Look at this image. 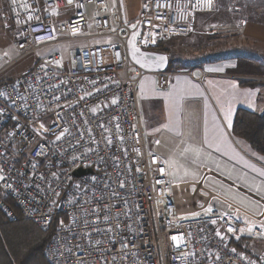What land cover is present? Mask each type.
Masks as SVG:
<instances>
[{
    "label": "built area",
    "instance_id": "1",
    "mask_svg": "<svg viewBox=\"0 0 264 264\" xmlns=\"http://www.w3.org/2000/svg\"><path fill=\"white\" fill-rule=\"evenodd\" d=\"M0 7L17 53H0L1 72L36 59L0 86V191L24 220L53 229L44 248L48 264H264L263 254L232 245L237 236L264 243V199L208 167L196 181L172 182L166 160L148 149L140 120L139 81L152 73L166 91L170 74L133 61L132 35L138 33L139 51L189 36L198 15L217 11L216 0H144L131 23L121 0H0ZM63 42L78 45L69 56H40ZM195 72L187 75L197 80ZM78 169L91 172L75 176ZM207 178L253 198L262 212L206 188ZM0 208L17 220L1 198Z\"/></svg>",
    "mask_w": 264,
    "mask_h": 264
},
{
    "label": "crops",
    "instance_id": "2",
    "mask_svg": "<svg viewBox=\"0 0 264 264\" xmlns=\"http://www.w3.org/2000/svg\"><path fill=\"white\" fill-rule=\"evenodd\" d=\"M216 1L217 11L198 15L191 35L170 40L160 48L139 51L135 56L131 50L133 61L142 69L170 74L166 91L157 89L152 73L141 78L136 89L138 109L143 120L162 134L166 146H173L178 158L196 167L200 175L201 168L208 167L264 199V156L231 133L238 109L258 114L264 111V57L255 52L256 59L263 61L259 63L234 53L253 52V47L264 49V0ZM143 2L121 0L126 22L138 17ZM33 67L34 63L18 75ZM192 70L199 79L187 75ZM157 154L168 166L172 157ZM224 186L259 213L229 201L252 214L262 212L263 207L253 198ZM215 204L227 209L220 202Z\"/></svg>",
    "mask_w": 264,
    "mask_h": 264
},
{
    "label": "rangeland",
    "instance_id": "3",
    "mask_svg": "<svg viewBox=\"0 0 264 264\" xmlns=\"http://www.w3.org/2000/svg\"><path fill=\"white\" fill-rule=\"evenodd\" d=\"M3 14H4V7H0V53H6L9 55L11 59H14L15 57H17V53L13 48V41L16 38L11 31L6 30L4 28L5 21L4 18L2 17ZM89 33L90 35L93 34L92 29H90ZM77 45L78 44H73L71 42H63L58 45L50 46L42 50L39 54L40 56H44L50 53L60 52L66 56H69L71 52H73L76 49ZM253 48H254L253 52L250 50H244V51H236L234 53L237 54L238 56L244 55V56L252 57L254 61L258 60L256 59L257 58L256 53L264 57L263 48L260 47H253ZM223 52H224L223 55H225V50H223ZM35 61L36 59L33 56H27L20 59L10 69H8L6 72H3L4 74L0 73V75L3 74L2 76H0V80H3L6 77L19 76L18 74L22 70L31 66ZM258 61L259 63L263 62L261 60ZM2 66L3 65L1 64L0 67ZM140 114H141V110H140ZM140 120L144 132L145 143L148 149H151L155 152H160L166 158H168V156L172 157L171 161H169L168 163L169 177L171 181L177 183V182L189 181L192 179L198 180L200 178V171L193 165H189L185 163L183 160L179 159L178 158L179 154H177V152L174 151L173 146L171 145L166 146L167 144H165V138L162 136V134L159 135L158 129L153 128L151 123L150 125L146 123V121L143 120L141 115H140ZM154 141H159V144L154 145L153 144ZM204 185L206 188L210 189L211 191L223 196L228 200H231L232 202L240 205L241 207L246 208L254 213H259V210L256 207H253V205H249L248 203H246L245 200H241L240 198H237L232 192L229 193L227 188H225L224 186L225 184L216 181L214 178H207L204 182ZM0 198L3 201H5L7 197H5L0 191ZM0 212L5 216L1 208H0ZM240 240L242 241V246L245 248L246 251L250 253V255L251 254L253 256H259L260 254L264 255V243H262L261 241L251 238H239L238 241Z\"/></svg>",
    "mask_w": 264,
    "mask_h": 264
},
{
    "label": "trees",
    "instance_id": "4",
    "mask_svg": "<svg viewBox=\"0 0 264 264\" xmlns=\"http://www.w3.org/2000/svg\"><path fill=\"white\" fill-rule=\"evenodd\" d=\"M160 47L161 44L156 48ZM4 82L0 81V86ZM231 133L245 140L256 153L264 156V111L258 114L238 109ZM5 201L18 218L11 221L0 212V264H48L44 248L51 239L53 229L47 232L39 230L20 216L12 201L7 198ZM232 245L246 251L241 240L233 241ZM246 253L250 255L248 251Z\"/></svg>",
    "mask_w": 264,
    "mask_h": 264
},
{
    "label": "snow or ice",
    "instance_id": "5",
    "mask_svg": "<svg viewBox=\"0 0 264 264\" xmlns=\"http://www.w3.org/2000/svg\"><path fill=\"white\" fill-rule=\"evenodd\" d=\"M71 2H72V0H68V3H71ZM13 3H15V0H13ZM210 3H211V0H209V4H210ZM52 14L55 15V14H57V13H56L55 11H53ZM28 18H29V19H32L31 16H29ZM133 27H135V26L133 25ZM74 31H75V29H74ZM137 35H138V33H134V34L132 35V37H131V40L129 41V43L131 44V46H132V48H133V55H134V56L136 55V53L139 52V48L136 47V43H135V42H136V39H137ZM152 35H153V37L155 36V34H152ZM144 42L147 43V39H145ZM159 59H160V60H163L164 58H163V57H160ZM137 63H141V61H140V60H137ZM141 66L144 67L145 65H144L143 63H141ZM112 103L115 104V103H116V100H113ZM93 112H95V109H93ZM41 127H43V125H41ZM65 131H67V130L65 129ZM63 135H64V133L62 132L60 135H57L56 139H57V140H60L61 137H62ZM109 143H111V140H110V139H109ZM156 143L159 144V141H156ZM197 151H199V150H197ZM160 171L163 172L164 169H160ZM262 175H264V174H262ZM3 179H4V177H3V176H0V180H3ZM206 212L209 213V214H211V213L213 212V208H212L211 206H209V207L206 209ZM197 215H198V214H197ZM211 223H212V224H215L216 221L213 220V221H211ZM247 230H248L249 233H252L253 228H252V227H249ZM227 231H228V232H233L234 229H233L232 227H228ZM241 231H243V230H241ZM216 235H217L218 237H220L221 239H225V237L220 233L219 230L216 231ZM172 239H173V241H177V237H175V236H173ZM237 239H239L238 236H237ZM177 246H179V243H177ZM232 252L235 253L236 250H235V249H232ZM241 258H243V257H241Z\"/></svg>",
    "mask_w": 264,
    "mask_h": 264
},
{
    "label": "water",
    "instance_id": "6",
    "mask_svg": "<svg viewBox=\"0 0 264 264\" xmlns=\"http://www.w3.org/2000/svg\"><path fill=\"white\" fill-rule=\"evenodd\" d=\"M90 172H91L90 169H85V170L78 169L75 171V176H81Z\"/></svg>",
    "mask_w": 264,
    "mask_h": 264
}]
</instances>
